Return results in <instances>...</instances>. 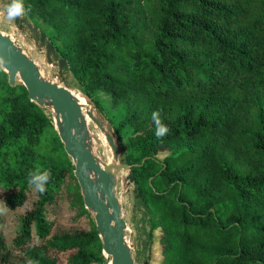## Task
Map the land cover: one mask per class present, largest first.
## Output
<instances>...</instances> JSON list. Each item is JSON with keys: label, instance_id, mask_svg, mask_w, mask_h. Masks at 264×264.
<instances>
[{"label": "trees", "instance_id": "1", "mask_svg": "<svg viewBox=\"0 0 264 264\" xmlns=\"http://www.w3.org/2000/svg\"><path fill=\"white\" fill-rule=\"evenodd\" d=\"M23 2L119 139L159 264H264V0ZM46 111L0 67V264H108Z\"/></svg>", "mask_w": 264, "mask_h": 264}, {"label": "water", "instance_id": "2", "mask_svg": "<svg viewBox=\"0 0 264 264\" xmlns=\"http://www.w3.org/2000/svg\"><path fill=\"white\" fill-rule=\"evenodd\" d=\"M26 27L36 46L45 49L47 62H57L60 73L67 71V62L58 57L46 35L30 22ZM0 60L4 62L0 67L7 73L9 84L14 85L17 80L20 81L31 102L40 108L50 109L54 114V127L57 128L65 153L74 165L73 175L80 187L84 207L93 216L103 256L109 259V264H135L131 248L125 239L126 223L121 216L120 203L115 193L114 176L115 170L127 171L126 180L133 184L130 166L124 163L115 165L99 162L88 142V120L97 124L104 133L115 160L121 151L119 139L108 132L100 117L94 116L95 106L88 97L83 95L88 100V106L84 109L74 99L71 90L62 85L60 76H57V80L44 78L36 62L2 31Z\"/></svg>", "mask_w": 264, "mask_h": 264}, {"label": "rangeland", "instance_id": "3", "mask_svg": "<svg viewBox=\"0 0 264 264\" xmlns=\"http://www.w3.org/2000/svg\"><path fill=\"white\" fill-rule=\"evenodd\" d=\"M10 2V0H0V12H2L3 8ZM26 24L27 22L25 21L24 16L17 18L13 23H9L4 20L3 17H0V31L9 36L12 41L18 47H20L30 59L36 61L40 73L44 78L57 80V76H60L62 79V85L69 88L70 90H73L74 92L77 91L76 93L78 94H82V92L75 87L74 79L70 72L65 71L60 73L57 62H47L45 58V49L36 46L33 38L31 37V32L26 27ZM96 96L102 103L104 110H106L110 114H113L114 111L110 107L109 96L104 93H97ZM46 113L52 118L53 124L55 125L54 114L52 112L49 113L48 111H46ZM93 113L95 117L101 118V121L106 128L105 122L103 121L101 114L96 108H94ZM87 128L89 131L88 142L90 148L93 155L99 160V162L101 164H123L121 151L118 154L117 159L115 160L113 152L105 138V135L97 126V124H95L92 120H88ZM122 132L124 134L128 133V131L126 130H122ZM163 156H165V154L159 155L160 158H162ZM127 173V171L123 170L114 171L115 193L120 203L121 216L126 223V228L124 231L125 239L131 248L135 264H159L160 259L157 254L159 245L157 243L151 245L150 243L148 223L149 217L142 202L134 192V185L130 184L126 180ZM153 252L154 254L152 255Z\"/></svg>", "mask_w": 264, "mask_h": 264}, {"label": "clouds", "instance_id": "4", "mask_svg": "<svg viewBox=\"0 0 264 264\" xmlns=\"http://www.w3.org/2000/svg\"><path fill=\"white\" fill-rule=\"evenodd\" d=\"M30 10V8H25L23 0H11V2L3 8V11L0 12V17H3L4 20L9 23H13L17 18L30 12ZM3 63V60H0V65H3ZM152 120L155 124L154 135L156 138L161 139L167 136L169 129L165 124H163L159 111H154L152 113ZM50 179V170H44L43 172L30 173L27 183L29 187H34L38 193L43 194L47 191L46 186Z\"/></svg>", "mask_w": 264, "mask_h": 264}, {"label": "bare ground", "instance_id": "5", "mask_svg": "<svg viewBox=\"0 0 264 264\" xmlns=\"http://www.w3.org/2000/svg\"><path fill=\"white\" fill-rule=\"evenodd\" d=\"M36 62V61H35ZM71 92H72V96L74 97V99L78 102V104L82 107V108H84V109H86L87 108V106H88V100L82 95V94H78V93H76V92H74L73 90H71ZM48 102V101H47ZM97 133V132H96ZM93 135V134H92ZM99 137V136H98ZM95 138H96V136H95ZM101 141H103V140H101ZM96 144V143H95ZM105 148V147H104Z\"/></svg>", "mask_w": 264, "mask_h": 264}]
</instances>
